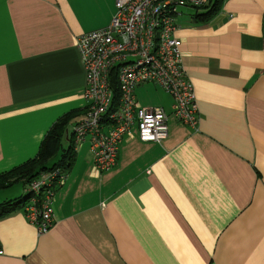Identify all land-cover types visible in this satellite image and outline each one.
<instances>
[{
  "label": "crops",
  "instance_id": "crops-1",
  "mask_svg": "<svg viewBox=\"0 0 264 264\" xmlns=\"http://www.w3.org/2000/svg\"><path fill=\"white\" fill-rule=\"evenodd\" d=\"M114 13L115 0H0V176L34 159L59 119L79 112L70 137L85 117L78 39ZM196 14L180 9L176 37L197 129L172 116L160 87L137 88L141 107L169 114L167 138L134 133L105 172L80 144L49 233L24 210L0 219V264H264V0H223L207 23ZM23 186L0 189V204Z\"/></svg>",
  "mask_w": 264,
  "mask_h": 264
},
{
  "label": "built area",
  "instance_id": "built-area-1",
  "mask_svg": "<svg viewBox=\"0 0 264 264\" xmlns=\"http://www.w3.org/2000/svg\"><path fill=\"white\" fill-rule=\"evenodd\" d=\"M209 3L210 0H115L110 25L79 37L77 47L89 107L74 126L72 139L74 149L90 141L99 172L116 165L122 143L134 133L143 143H160L167 138L166 110L141 107L137 101L136 90L143 85H157L170 95L172 116L197 129V98L184 69L176 18L181 8H201ZM67 178V171L56 168L41 173L25 186L29 201L24 213L39 235L49 233L56 223L55 199ZM3 254L0 245V256Z\"/></svg>",
  "mask_w": 264,
  "mask_h": 264
},
{
  "label": "trees",
  "instance_id": "trees-1",
  "mask_svg": "<svg viewBox=\"0 0 264 264\" xmlns=\"http://www.w3.org/2000/svg\"><path fill=\"white\" fill-rule=\"evenodd\" d=\"M222 3L223 0H210L207 6L195 8L197 11V20L204 23L209 22L219 13ZM115 86L116 84L114 87ZM119 98L120 94L117 93L116 99L119 100ZM78 115L79 112H75L59 119L49 130L38 155L34 159L0 176V189L11 188L19 182H24L26 186L28 183L38 178L41 173L56 168H63V170L68 172L73 166L76 158V149L74 150L72 133L70 137L67 135L68 125L70 119ZM67 138L69 147L65 149L63 142ZM58 155H60L58 162L51 164ZM28 201L29 196L25 195L22 198L0 204V219L16 213L17 211L24 210Z\"/></svg>",
  "mask_w": 264,
  "mask_h": 264
},
{
  "label": "rangeland",
  "instance_id": "rangeland-1",
  "mask_svg": "<svg viewBox=\"0 0 264 264\" xmlns=\"http://www.w3.org/2000/svg\"><path fill=\"white\" fill-rule=\"evenodd\" d=\"M157 92H158L159 96L160 95L161 96L164 95V92L162 90H158ZM146 98H147L148 101L153 102L155 100V94L154 93H149V94L146 95ZM23 184H24L23 182H19V183L15 184L13 186V189L10 190L9 193H11L12 195L18 194L20 192V190H22L24 188Z\"/></svg>",
  "mask_w": 264,
  "mask_h": 264
}]
</instances>
